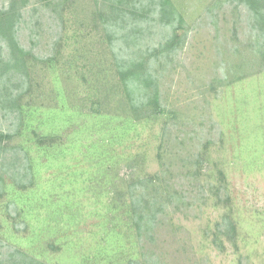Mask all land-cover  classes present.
I'll return each instance as SVG.
<instances>
[{
  "label": "rangeland",
  "instance_id": "rangeland-1",
  "mask_svg": "<svg viewBox=\"0 0 264 264\" xmlns=\"http://www.w3.org/2000/svg\"><path fill=\"white\" fill-rule=\"evenodd\" d=\"M165 2L0 0V264H264L263 22Z\"/></svg>",
  "mask_w": 264,
  "mask_h": 264
},
{
  "label": "trees",
  "instance_id": "trees-1",
  "mask_svg": "<svg viewBox=\"0 0 264 264\" xmlns=\"http://www.w3.org/2000/svg\"><path fill=\"white\" fill-rule=\"evenodd\" d=\"M246 2H247V6L253 11L254 15L259 17L260 20H262L263 22L262 23L263 27L261 28V36L263 37L262 54L264 55V11L261 9V7L258 8L257 0H246ZM166 3L168 2H165V4ZM161 12H162L161 18H164L165 13H166L165 6H163ZM170 14L171 15L175 14L177 18V14L175 12H172ZM17 15L19 17L20 13L18 12V10L15 9L14 3H10L6 11L3 13H0V38H1L0 41L8 42L9 44L7 45L6 43V45L9 49L11 48L13 52L19 51L21 56H23V54L21 53V50H19L20 49L19 45L17 44L14 38L15 33H16L14 30V27H15L14 18L17 17ZM178 22L179 24L182 23L181 17L178 18ZM175 37H176V34H173L171 37V41L167 42L166 46L164 45L162 48L165 49L166 47V49H168L170 45L172 44ZM1 62H3V60L0 57V64ZM20 63L21 65H23L22 57H19L17 53L10 57V53H9L7 60L2 66L0 65V67L2 69L3 67L4 68L10 67V69L18 68L20 66ZM141 67H142V63L140 62L132 63L129 66L124 67V68L120 67V75H121L120 78L124 84L125 93L129 97V99L132 101L136 99V92L142 88L143 84L147 85L148 79L150 78V74H149L150 72L148 70L141 69ZM2 76L3 75L0 74V82L2 81ZM0 138H2L1 134H0Z\"/></svg>",
  "mask_w": 264,
  "mask_h": 264
}]
</instances>
